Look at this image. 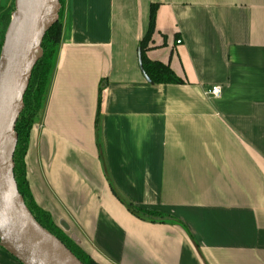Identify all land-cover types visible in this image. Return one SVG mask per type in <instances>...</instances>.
I'll return each instance as SVG.
<instances>
[{"label": "crops", "instance_id": "obj_1", "mask_svg": "<svg viewBox=\"0 0 264 264\" xmlns=\"http://www.w3.org/2000/svg\"><path fill=\"white\" fill-rule=\"evenodd\" d=\"M153 7L145 55L182 83L141 69ZM62 22L25 156L38 206L102 264H264V0H65Z\"/></svg>", "mask_w": 264, "mask_h": 264}, {"label": "water", "instance_id": "obj_2", "mask_svg": "<svg viewBox=\"0 0 264 264\" xmlns=\"http://www.w3.org/2000/svg\"><path fill=\"white\" fill-rule=\"evenodd\" d=\"M60 9V0H15L0 57V245L22 264H63V258L83 264L34 218L14 174L15 123L24 109L33 67L43 55L44 37L59 21ZM139 60L144 72L141 51Z\"/></svg>", "mask_w": 264, "mask_h": 264}, {"label": "trees", "instance_id": "obj_3", "mask_svg": "<svg viewBox=\"0 0 264 264\" xmlns=\"http://www.w3.org/2000/svg\"><path fill=\"white\" fill-rule=\"evenodd\" d=\"M60 2L61 9L59 12V21L48 30L44 37L42 43L43 55L33 67L31 79L24 94V109L15 123L14 130L18 134V144L13 157L14 174L18 189L34 218L44 228L58 237L83 264H101L77 246L78 243L63 231V229L53 220L49 212L38 206L33 198L27 179L25 156L29 145L31 130L35 124L42 120L61 44L63 30L62 15L65 0H60ZM154 17L155 8L153 7L149 31L141 42V56L144 73L148 76L152 84L182 83L183 80L174 73L168 64L160 61H150L145 55L148 42L151 40V35L154 30ZM100 104L101 103L99 102V108ZM125 204L132 214L144 220L156 221L157 219H171L158 211L139 208L133 204Z\"/></svg>", "mask_w": 264, "mask_h": 264}, {"label": "rangeland", "instance_id": "obj_4", "mask_svg": "<svg viewBox=\"0 0 264 264\" xmlns=\"http://www.w3.org/2000/svg\"><path fill=\"white\" fill-rule=\"evenodd\" d=\"M14 11H15V0H0V57H1V54H2V48H3V43H4V40H5L6 34H7L8 30H9V27H10L12 19H13ZM64 232L67 233V231H64ZM67 235L70 236V234H68V233H67ZM75 245H77V244H75ZM77 246H79L91 258L95 259V257L91 253H89V251L86 250L84 247H82L79 244ZM85 259L88 260L87 258H85Z\"/></svg>", "mask_w": 264, "mask_h": 264}, {"label": "built area", "instance_id": "obj_5", "mask_svg": "<svg viewBox=\"0 0 264 264\" xmlns=\"http://www.w3.org/2000/svg\"><path fill=\"white\" fill-rule=\"evenodd\" d=\"M182 40H177V43L180 44ZM208 95H214L219 97L222 93V87L221 86H213L209 88L206 92Z\"/></svg>", "mask_w": 264, "mask_h": 264}, {"label": "bare ground", "instance_id": "obj_6", "mask_svg": "<svg viewBox=\"0 0 264 264\" xmlns=\"http://www.w3.org/2000/svg\"><path fill=\"white\" fill-rule=\"evenodd\" d=\"M62 263L63 264H73V263H71V261L68 258H63Z\"/></svg>", "mask_w": 264, "mask_h": 264}]
</instances>
